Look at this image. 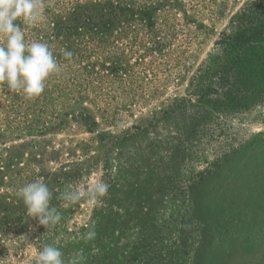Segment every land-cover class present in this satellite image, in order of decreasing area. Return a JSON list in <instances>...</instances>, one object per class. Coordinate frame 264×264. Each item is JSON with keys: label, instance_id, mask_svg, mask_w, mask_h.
<instances>
[{"label": "rangeland", "instance_id": "374dc122", "mask_svg": "<svg viewBox=\"0 0 264 264\" xmlns=\"http://www.w3.org/2000/svg\"><path fill=\"white\" fill-rule=\"evenodd\" d=\"M40 4L42 20L14 23L59 71L32 100L0 84V264L47 244L65 264H264V52L225 49L243 14L264 40V0ZM37 179L62 214L48 229L18 195ZM96 180L98 205L58 198Z\"/></svg>", "mask_w": 264, "mask_h": 264}, {"label": "clouds", "instance_id": "9594fccd", "mask_svg": "<svg viewBox=\"0 0 264 264\" xmlns=\"http://www.w3.org/2000/svg\"><path fill=\"white\" fill-rule=\"evenodd\" d=\"M40 0H0V84L9 90H22L29 100L40 97L45 91L46 81L59 71L58 63L47 43L25 42L24 29L15 21L35 24L43 19ZM63 55L71 58L73 53L65 50ZM109 185L96 180L91 188L69 185L58 197L66 203H76L83 199L93 204L102 203L108 193ZM22 198L26 215L38 221L46 229L58 225L61 212L51 206L53 192L48 184L37 179L25 184L18 191ZM95 236L89 231L87 237ZM62 251L54 244L45 245L39 252L35 264H65ZM83 259L78 255L71 264H79Z\"/></svg>", "mask_w": 264, "mask_h": 264}, {"label": "trees", "instance_id": "16d2710c", "mask_svg": "<svg viewBox=\"0 0 264 264\" xmlns=\"http://www.w3.org/2000/svg\"><path fill=\"white\" fill-rule=\"evenodd\" d=\"M255 4V3H254ZM254 4H252V6H251V9H252V13L253 14H256V12H258V9H257V4L256 5H254ZM147 14H143L142 15V20H143V18H144V16H146ZM246 14H243V15H240V18H239V24H236V29H237V33H238V35H237V37L236 38H234V39H231V40H229V42H228V44L227 45H225V49L228 51V52H231V54H230V57H236V59H239L238 61H240L242 58H244L245 56L244 55H246V48H244L243 47V45H234L235 43H239V39L240 38H242V37H244L245 39H249V41L250 42H257V44L258 45H254L255 46V49H256V51L257 52H264V45H261V43L264 41L263 39H261V35L260 36H258V37H255L256 36V34H254V33H251V36L250 37H246V29H245V27H249V24L251 23V21L250 22H247L245 19H244V16H245ZM248 19H250V20H253V18L251 17V18H248ZM246 22V23H245ZM108 29H105L104 31H101V30H99V29H97V31H94V33H91L92 35H95L96 37H101V39H105V35H106V32L105 31H107ZM250 31V30H249ZM92 32V31H91ZM247 41V40H246ZM234 64L235 63H229L228 65L230 66V67H234ZM255 76H253V78H254ZM251 81V78L250 79H245L242 83H241V85H243L244 83H249ZM221 82H222V84L224 85L225 83H226V81H225V79L223 78V79H221ZM4 87L5 88H7V90L10 92V91H12V90H9L8 89V87H7V85H4ZM7 91V92H8ZM6 92V91H5ZM6 92V94L7 95H9V94H11V93H7ZM228 92V91H227ZM228 93H230V91L228 92ZM228 93H225V94H227V97H228ZM230 95V94H229ZM227 99V98H226ZM8 129V128H7Z\"/></svg>", "mask_w": 264, "mask_h": 264}]
</instances>
